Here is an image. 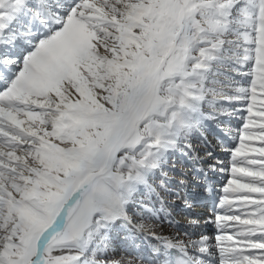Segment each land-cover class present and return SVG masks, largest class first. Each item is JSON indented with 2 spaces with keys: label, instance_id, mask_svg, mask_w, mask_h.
I'll return each instance as SVG.
<instances>
[{
  "label": "snow or ice",
  "instance_id": "1",
  "mask_svg": "<svg viewBox=\"0 0 264 264\" xmlns=\"http://www.w3.org/2000/svg\"><path fill=\"white\" fill-rule=\"evenodd\" d=\"M185 164L230 174L214 237L136 220ZM117 230L157 243L117 259ZM0 264H264V0H0Z\"/></svg>",
  "mask_w": 264,
  "mask_h": 264
},
{
  "label": "bare ground",
  "instance_id": "2",
  "mask_svg": "<svg viewBox=\"0 0 264 264\" xmlns=\"http://www.w3.org/2000/svg\"><path fill=\"white\" fill-rule=\"evenodd\" d=\"M233 119L231 123L233 122ZM231 123L229 125H231ZM218 126L219 125L216 123L209 122L206 125V127L203 129V131L207 134L206 137H204L200 133H195L191 137V144L195 149V152L199 156L205 157L204 160L205 165L212 162L214 158H218L220 161H224V162L228 161L226 160L227 158L224 152V146L222 147L221 150L220 149L218 150L216 148L211 147L210 144H208V140L210 139H215L216 141H218V143L224 142L222 134L216 128ZM208 152L213 153L212 158L206 157V153ZM173 159L178 160L180 158L173 157ZM184 171L187 172V184L183 187H179L175 184V182H173V187L177 189L178 194L162 193L161 195L163 197V203H161L158 200L154 202L155 208L159 210L158 214L149 215L148 213H145L143 217L137 216L136 220L150 226L152 230L155 231L158 235H162L166 237L175 236L181 239H188L189 234H191V237L193 239H197L201 233L204 234L206 233V231L207 232L209 231V233H211L210 237H214L217 234L216 231L217 225L211 222L213 218L211 212L215 206H218V197L223 194V187L225 186L223 185L224 177L218 176L217 172L209 173V180L207 181V185H206L205 183H198L197 180L193 178L191 165L185 164ZM179 175L180 173L179 171H177V176ZM207 187H210L211 191L206 190ZM205 190L206 192L211 194L212 199L209 200L210 201L209 205L199 206L202 205L203 202L205 201L203 194V191ZM180 200H182L183 202L187 201V204H191V206L193 203L196 207H194L192 210H189L188 209L189 207L188 208L186 207L187 209L185 210L183 209L184 207L181 206ZM215 201L216 204L213 207L212 205H214L213 202ZM199 210L202 211V219L196 220V218H193L192 215L199 213L200 212ZM185 214L188 215L189 217H185ZM191 220L198 221V223L205 222L206 225L198 229V231L191 232L192 231L191 228H196L189 223V221ZM180 228L189 231V233L187 232V234H184L183 231L181 232ZM135 243L141 245V247L139 249L135 248L133 246V242L126 239V233L117 230L112 235V241H111L112 255L114 256V258L117 259L123 256L126 259L135 260L138 255L137 252H139V254L147 255L151 249V246L156 244L157 241L154 238L145 234L138 236ZM118 249L120 250L118 251ZM116 252L117 253L119 252L118 255H116Z\"/></svg>",
  "mask_w": 264,
  "mask_h": 264
},
{
  "label": "rangeland",
  "instance_id": "3",
  "mask_svg": "<svg viewBox=\"0 0 264 264\" xmlns=\"http://www.w3.org/2000/svg\"><path fill=\"white\" fill-rule=\"evenodd\" d=\"M235 121V122H234ZM238 122H239V117H237V118H234L233 119V122L231 123V125H229L233 130H235L236 128H237V126H238ZM219 127V128H218ZM218 127H216L219 131H220V128H222V127H224V125H222V124H220ZM202 132L205 134H203V136L204 137H206V133L202 130ZM218 141H216L215 139H210V140H208V144H210V146L211 147H213V148H216V149H222V147L224 146V142H219L218 144ZM223 144V145H222ZM215 146V147H214ZM221 147V148H220ZM226 160H229L230 158L228 157V156H226ZM228 162V161H227ZM226 162V163H227ZM217 175L218 176H220V177H224V179H223V185H226V180H228L229 178H230V174L228 173V172H217ZM208 192H206V190L205 191H203V194H204V198H205V201L203 202V204L202 205H199V206H206V205H209V203H210V201L209 200H211L212 198H211V194L210 193H208ZM221 193H222V191H221ZM206 194V195H205ZM182 200H180V204H181V206L182 207H184L183 209H187L188 207V209L189 210H192L194 207H196L193 203H192V206H191V204H186L185 202H183ZM190 205V206H189ZM187 207V208H186ZM200 212L199 213H196V214H194V215H192L193 216V218H196V220H201L202 219V211L201 210H199ZM159 212V211H158ZM158 212H157V214H158ZM172 212H173V210H172ZM211 214L213 215V210H212V212H211ZM173 215H174V213H173ZM185 217H189L188 215H186L185 214ZM206 225V223L205 222H203V223H199V226L198 227H196V228H191L192 229V231L191 232H195V231H198V229H200L201 227H203V226H205ZM181 229V228H180ZM184 232V234H187V232L189 233V231H187V230H183V229H181V232ZM205 235H208L209 237L211 236L210 234L211 233H209V231L207 232L206 231V233H204ZM112 246H114V245H112ZM113 249V248H112ZM120 249H118V251H119ZM119 253V252H118ZM118 253L116 252V255H118ZM137 253H139V252H137Z\"/></svg>",
  "mask_w": 264,
  "mask_h": 264
}]
</instances>
